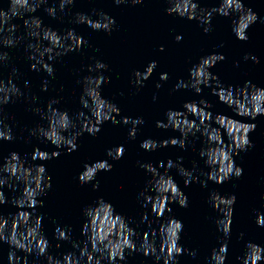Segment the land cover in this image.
<instances>
[{
  "label": "clouds",
  "instance_id": "1",
  "mask_svg": "<svg viewBox=\"0 0 264 264\" xmlns=\"http://www.w3.org/2000/svg\"><path fill=\"white\" fill-rule=\"evenodd\" d=\"M8 7L0 6V69L7 66L11 57L6 49L15 48L21 43L25 45L27 59L34 71L43 70L47 76L55 79L53 63L71 52L81 50L88 44L83 36L78 35L74 29H69L60 34L43 24L35 13L44 7L48 16L54 19H62L59 13H65L75 3V0H6ZM117 5L136 6L144 3V0H113ZM168 7L165 9L169 15L186 18L189 21H198L203 26L205 34L211 32V21L214 15L232 18L231 31L237 40L247 42L249 40L248 29L257 22L258 16L250 7H246L243 0H219L218 6L212 8L200 7L197 0H165ZM95 16V18H93ZM21 20L25 29L19 32L21 25L14 21ZM264 23V20H261ZM75 24H83L93 31H103L108 35L116 25L114 17L103 11L93 10V15L76 13L73 20ZM183 37L176 35L175 40L181 41ZM219 47H224L221 43ZM163 51V47L159 49ZM226 57L222 53H211L202 56L198 63L189 68V79H180L173 91L179 89H191L200 95L204 88H210L219 102L240 117L255 120L258 116H264V88L257 87L251 81H245L243 86L235 87L225 85L219 77L211 71L218 62ZM245 61L251 60L259 63V58L251 53L245 54ZM235 66H239L236 62ZM157 67L155 60L148 63L142 72L133 69L131 83L139 91L144 86ZM109 66L102 60L96 59L93 64L87 66V75H84L78 83L82 85L79 103L82 110L70 115L67 110H61L55 105L59 99H51L46 107H32L31 111L38 114L44 124H38L29 129V136L36 137L41 142L50 143L55 151H43L36 147L31 154V161H47L58 158L61 150L71 154L78 150V139L84 133L95 136L101 131V125L105 122L112 124L123 123L131 125L129 139L135 140L138 126L145 123L143 117L120 116V108L113 102L102 96V86L110 82V77L105 75ZM18 70L12 67L11 74L5 80L0 74V141H13L16 137L13 128L7 123L8 116L5 113V105L14 102L15 98L25 97L30 103L35 104L38 98L29 96L14 82L13 77ZM94 73V75H93ZM160 81L169 79L168 73H161ZM28 81H24L25 88ZM49 81L43 82L42 91L48 90ZM162 84L157 83L159 89ZM156 97L153 96V100ZM212 105L205 99L185 102L183 110L169 109L165 113L166 120H157L156 127L179 132V137H171L163 140L152 138L144 139L140 147L153 152L159 148L179 147L185 150L189 144V137L203 138L202 147L198 155L204 161L208 169H200L196 162L192 168L183 166V157H178L174 162L169 159L153 165L150 162H139V168L150 174L143 190L138 193L141 207L150 210L155 221H159L157 228H150L143 233L132 227L133 221L126 219L116 212L110 202L98 198L95 205L85 206L82 210L85 217L81 234L85 237L83 242L71 240V228H55L57 241H70L72 248L78 250L64 253L62 256H54L49 252L52 247L43 232V215L36 210L43 207V199L47 191L52 187L51 176L47 174L43 163L29 164L27 158H22L19 153L11 152L0 163V205L11 203L18 211L8 217L0 214V242L9 245L8 264H29L27 257L35 255L38 259L45 258L46 264H120L126 260L127 255L142 253L145 257L152 256L161 264H178L177 257L183 255L186 249L180 244L181 233L184 230L183 222L174 217L165 219V213L171 212L169 206L177 203L182 208L189 206L188 197L170 175L171 169L183 177L184 185L189 186L193 182L201 187H207L211 181L217 185L224 184L235 178L239 179L244 172L241 166L235 162V157L241 152H247L254 147L250 139V133L256 130L257 125L244 122L226 114L213 113L209 110ZM86 110V111H84ZM192 117V118H190ZM227 137V140H225ZM194 147V144H192ZM125 148L123 145L108 149L107 155L113 160L123 158ZM113 165L108 160H100L85 163L83 170L78 175V181L83 184H92L93 190L99 189V181L96 179L100 172L112 171ZM164 169L161 172L159 169ZM199 172V175L196 173ZM206 177V179H201ZM22 186V187H20ZM8 187L13 191L19 190V195L8 200L3 189ZM264 199V197H262ZM209 202L214 211L219 213L215 219L217 231L223 234V241L218 248L211 251L210 264H225L228 253V238L231 237V225L233 207L236 203L234 194L222 195L213 190L209 194ZM149 211H145L140 218V224L148 221ZM149 223H152L150 221ZM256 224L264 228V212L256 211ZM241 238L243 233L240 234ZM139 241V242H137ZM159 241V243H157ZM56 248L61 245L57 243ZM243 256L237 257L240 264H264V246L254 242L245 245ZM22 252L25 255H17ZM195 256L194 251L188 253Z\"/></svg>",
  "mask_w": 264,
  "mask_h": 264
}]
</instances>
